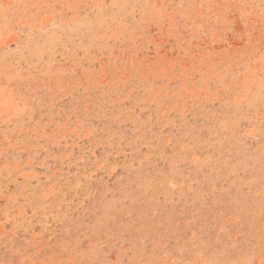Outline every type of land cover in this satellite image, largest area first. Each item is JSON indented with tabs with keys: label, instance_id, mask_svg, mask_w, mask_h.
<instances>
[{
	"label": "rangeland",
	"instance_id": "rangeland-1",
	"mask_svg": "<svg viewBox=\"0 0 264 264\" xmlns=\"http://www.w3.org/2000/svg\"><path fill=\"white\" fill-rule=\"evenodd\" d=\"M0 264H264V0H0Z\"/></svg>",
	"mask_w": 264,
	"mask_h": 264
},
{
	"label": "clouds",
	"instance_id": "clouds-1",
	"mask_svg": "<svg viewBox=\"0 0 264 264\" xmlns=\"http://www.w3.org/2000/svg\"><path fill=\"white\" fill-rule=\"evenodd\" d=\"M13 109V103L4 99V93L0 91V115H7Z\"/></svg>",
	"mask_w": 264,
	"mask_h": 264
},
{
	"label": "snow or ice",
	"instance_id": "snow-or-ice-1",
	"mask_svg": "<svg viewBox=\"0 0 264 264\" xmlns=\"http://www.w3.org/2000/svg\"><path fill=\"white\" fill-rule=\"evenodd\" d=\"M4 99L6 101H10L11 103H15L16 102L15 101V97L10 95V94H8L7 92L4 93Z\"/></svg>",
	"mask_w": 264,
	"mask_h": 264
}]
</instances>
